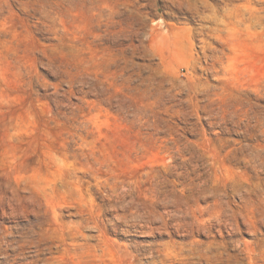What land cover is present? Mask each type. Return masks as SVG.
I'll return each mask as SVG.
<instances>
[{
  "label": "rangeland",
  "instance_id": "374dc122",
  "mask_svg": "<svg viewBox=\"0 0 264 264\" xmlns=\"http://www.w3.org/2000/svg\"><path fill=\"white\" fill-rule=\"evenodd\" d=\"M0 264H264V0H0Z\"/></svg>",
  "mask_w": 264,
  "mask_h": 264
}]
</instances>
